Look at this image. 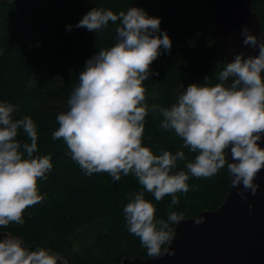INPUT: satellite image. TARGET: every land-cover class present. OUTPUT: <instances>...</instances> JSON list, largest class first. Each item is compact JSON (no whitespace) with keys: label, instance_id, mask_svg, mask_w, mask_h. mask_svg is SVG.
Returning <instances> with one entry per match:
<instances>
[{"label":"clouds","instance_id":"9594fccd","mask_svg":"<svg viewBox=\"0 0 264 264\" xmlns=\"http://www.w3.org/2000/svg\"><path fill=\"white\" fill-rule=\"evenodd\" d=\"M110 22L116 42L86 60L67 110L56 116L58 127L51 138L64 141L66 154L85 176L106 172L119 181L133 175L141 187L122 209L128 232L139 238L150 257L175 254L166 245L184 213L174 206L180 203L178 193L194 187L188 183L191 177L211 178L226 166L231 187L243 199L260 189L256 179L264 169V147L258 143L264 140V39L244 26L243 43L258 48V54H235L216 75L217 83H190L166 107L149 104L143 85L159 75L152 62L164 52L171 54L173 47L161 18L140 7L118 13L94 7L67 28L86 27L99 34ZM208 80L205 76L203 81ZM18 110V104L0 100V264H58L59 252L39 245L33 250L20 236L2 231L12 223L24 224L25 209L44 200L38 182L53 169L51 154H37V124L30 115L16 118ZM150 113L161 117L160 128L182 139L181 148L156 154L144 144ZM21 130L27 140L18 138ZM184 149L195 153L194 158L188 159ZM146 192L157 201L170 197L167 219L157 217ZM204 220L195 218L198 225Z\"/></svg>","mask_w":264,"mask_h":264},{"label":"trees","instance_id":"16d2710c","mask_svg":"<svg viewBox=\"0 0 264 264\" xmlns=\"http://www.w3.org/2000/svg\"><path fill=\"white\" fill-rule=\"evenodd\" d=\"M131 6L161 18V29L173 41L171 54L164 52L152 62L159 75L143 82L149 104L170 107L188 84L218 82L216 75L226 59L216 35L212 0H0V100L19 105L16 118L32 116L39 135L37 154H51L53 162L48 178L38 182L44 200L25 209L24 224L12 223L2 231L20 236L33 250L39 245L57 251L68 264L153 258L128 232L122 211L127 197L141 187L137 179L128 175L114 181L106 172L85 176L66 154L64 141L51 138L58 127L56 116L67 110L86 60L116 42L111 22L99 34L67 26H75L94 7L118 13ZM252 8L264 33V0H252ZM160 121L158 115L146 117L144 144L156 154L160 149L175 152L182 139L160 128ZM18 138L27 140L22 130ZM184 151L188 159L196 155ZM179 167H184L183 161ZM188 183L194 187L178 193L180 203L174 206L184 213L183 219L217 210L229 193L230 176L225 166L211 178L191 177ZM145 197L155 204L157 217L167 219L170 197L157 201L148 192Z\"/></svg>","mask_w":264,"mask_h":264},{"label":"water","instance_id":"95a60500","mask_svg":"<svg viewBox=\"0 0 264 264\" xmlns=\"http://www.w3.org/2000/svg\"><path fill=\"white\" fill-rule=\"evenodd\" d=\"M212 11L226 62H231L237 53L243 52L246 57L258 54V48L245 45L241 35L242 28L247 26L252 34L264 39L252 0H212ZM258 143L264 147V140ZM256 182L260 184L259 191L255 195L249 191L247 199L239 196L230 182L229 193L217 210L202 212L176 224L174 238L167 245L175 254L126 258L121 264H264V169ZM199 216L205 220L198 225L195 218Z\"/></svg>","mask_w":264,"mask_h":264},{"label":"rangeland","instance_id":"374dc122","mask_svg":"<svg viewBox=\"0 0 264 264\" xmlns=\"http://www.w3.org/2000/svg\"><path fill=\"white\" fill-rule=\"evenodd\" d=\"M61 264H68L67 261L65 259L61 260Z\"/></svg>","mask_w":264,"mask_h":264},{"label":"bare ground","instance_id":"6f19581e","mask_svg":"<svg viewBox=\"0 0 264 264\" xmlns=\"http://www.w3.org/2000/svg\"><path fill=\"white\" fill-rule=\"evenodd\" d=\"M261 30H262V28H261ZM263 32V31H262Z\"/></svg>","mask_w":264,"mask_h":264}]
</instances>
